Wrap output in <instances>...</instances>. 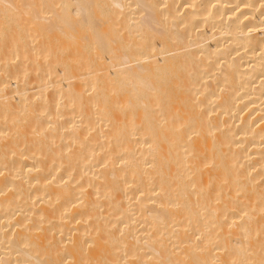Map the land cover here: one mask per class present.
Segmentation results:
<instances>
[{
  "label": "bare ground",
  "instance_id": "obj_1",
  "mask_svg": "<svg viewBox=\"0 0 264 264\" xmlns=\"http://www.w3.org/2000/svg\"><path fill=\"white\" fill-rule=\"evenodd\" d=\"M0 264H264V0H0Z\"/></svg>",
  "mask_w": 264,
  "mask_h": 264
},
{
  "label": "rangeland",
  "instance_id": "obj_2",
  "mask_svg": "<svg viewBox=\"0 0 264 264\" xmlns=\"http://www.w3.org/2000/svg\"><path fill=\"white\" fill-rule=\"evenodd\" d=\"M11 62H12V61H11ZM29 82H30V81H29ZM29 82L27 83V85H30V84H32V85H33V82H32V81H31V83H30V84H29ZM27 85H26V88H29V89H28V90H29V92H30V91H32V92H30V94H33V92H37V93H39V92H40V91H39V92L37 91V90L39 89L38 87L36 88L35 86H33V87H35V88H32V89H30L32 86L30 85V86H31V87H30V86H27ZM12 88H14V85L12 86ZM34 90H36V91H34ZM39 90H40V89H39ZM41 92H43V91L41 90ZM48 92H49V93H48ZM48 92H47V93H48V95H50V91H48ZM40 147H41V146H40ZM33 150H34V149H33ZM40 157H41V156H40Z\"/></svg>",
  "mask_w": 264,
  "mask_h": 264
}]
</instances>
